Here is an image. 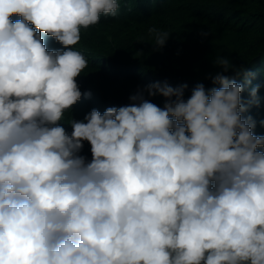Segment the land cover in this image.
Here are the masks:
<instances>
[{
	"label": "clouds",
	"instance_id": "9594fccd",
	"mask_svg": "<svg viewBox=\"0 0 264 264\" xmlns=\"http://www.w3.org/2000/svg\"><path fill=\"white\" fill-rule=\"evenodd\" d=\"M119 7L0 0V264H264V136L242 117L228 59H216L218 88L185 100L187 85L157 82L147 91L163 108L138 92L71 119V135L59 125L82 95L81 28ZM150 31L162 48L169 34Z\"/></svg>",
	"mask_w": 264,
	"mask_h": 264
},
{
	"label": "trees",
	"instance_id": "16d2710c",
	"mask_svg": "<svg viewBox=\"0 0 264 264\" xmlns=\"http://www.w3.org/2000/svg\"><path fill=\"white\" fill-rule=\"evenodd\" d=\"M129 1H136V6L133 10L130 9L127 17H124V13L115 16L101 15L99 23L81 28V39L73 49L85 56L88 67L75 78L77 83L79 78L93 73L109 81V84L115 86L114 89L134 86L148 92L147 87L157 82H166L173 88L187 85L184 89V99L187 100L197 84H203L206 91L212 87H220L212 83L215 75L222 72L216 59L226 58L233 67L223 74L244 86L241 100L247 110L242 113V117L246 119L250 116L255 123L253 134L264 136V0ZM138 10H141L140 14ZM126 18L134 19L138 24L151 19L164 21L158 32L169 34L167 40L173 43L174 50L166 47L157 49L156 43H150L155 41V36L150 37L149 44L144 46L148 37L139 33L144 41L141 42L143 46L132 52L130 50L133 45L120 53L109 42L105 45L96 43L94 34L97 30L106 28L112 34L117 33L125 23H133L132 20L126 22ZM11 19L15 22L21 17L13 15ZM40 35L49 51L66 50L53 37L44 33ZM237 71L253 73L249 78L250 84H245L244 76H237ZM255 86L259 87L253 99L250 90ZM79 89L82 97L78 102L85 104V107L76 109V112L85 118L96 97L90 91ZM160 97L161 105L164 106L166 99ZM108 101L117 108L133 103L130 100V104H125L112 98ZM76 104L74 108L79 106ZM85 143L89 144L87 141ZM83 148L78 155L90 162L92 154L85 152Z\"/></svg>",
	"mask_w": 264,
	"mask_h": 264
},
{
	"label": "rangeland",
	"instance_id": "374dc122",
	"mask_svg": "<svg viewBox=\"0 0 264 264\" xmlns=\"http://www.w3.org/2000/svg\"><path fill=\"white\" fill-rule=\"evenodd\" d=\"M118 3L120 7L117 14L122 15L124 13V17H127V14L129 13L130 9L133 10L134 7L136 6V1L132 2L129 0H118ZM121 10L123 12H121ZM140 13L141 10H138V14ZM128 20H132L133 23L132 24L125 23V25H123L122 28H119V30L111 28L113 30H117V33L115 32L112 34L110 30H107L106 28H101L100 30H97L96 34H94L96 43L105 45L107 42H109L113 45L114 50L116 49L120 53L127 50V48L130 49L129 47H131L132 45H133V49H131L130 52H132L133 50H139V48H141L143 45L147 46L149 44L150 37L155 36V33L150 30L155 29V31L158 32V28L162 27L163 26L162 23L164 22L162 20L151 19L144 24L141 23L138 24L134 19L126 18V22ZM138 33L141 36L148 37V42L142 45L141 42L144 43V41L139 37ZM153 40L155 41L150 42L151 44L156 43V38ZM163 47L170 48V50H174V45L169 40H166ZM85 76L83 78H79L78 83L76 80L78 87L83 89V91H90L91 94L94 97H96V100L93 101V103L89 106L90 107L89 109L91 110H89L87 114H89L93 109L98 110L101 114H103V110H106L109 107H113L108 101L110 100V98L122 101L125 104H130L129 102L131 100L130 97L136 95L138 92H142L145 99L150 100L152 103L156 104L159 107H163L161 105L162 100L159 95L150 96L148 92L143 90H138V88L134 86L133 87L120 86L117 87V89H114L115 86L109 84L108 83L109 81L103 79L101 75L87 73V75ZM77 104L79 105L77 108H74L75 105H73L71 109L65 113L64 120L58 122L60 126L65 128L66 133L69 135H71L72 133V127L69 124L71 119L76 121H84V117H81L79 114H77L76 111L81 109L82 107H85V104H81L80 102H78ZM83 146L85 152L91 154L90 144H86L84 141Z\"/></svg>",
	"mask_w": 264,
	"mask_h": 264
}]
</instances>
